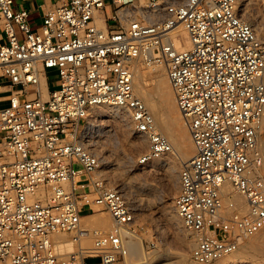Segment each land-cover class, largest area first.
<instances>
[{
    "label": "built area",
    "instance_id": "2783aa9c",
    "mask_svg": "<svg viewBox=\"0 0 264 264\" xmlns=\"http://www.w3.org/2000/svg\"><path fill=\"white\" fill-rule=\"evenodd\" d=\"M15 1L0 0V264H130L142 226L86 132L93 109L115 107L148 143L140 165L172 152L135 93V61L165 70L195 147L174 198L190 261L213 264L264 228V38L240 0H110L112 29L96 19L107 0H58L38 26ZM179 28L188 48L173 45ZM102 212L109 232L81 224Z\"/></svg>",
    "mask_w": 264,
    "mask_h": 264
},
{
    "label": "rangeland",
    "instance_id": "374dc122",
    "mask_svg": "<svg viewBox=\"0 0 264 264\" xmlns=\"http://www.w3.org/2000/svg\"><path fill=\"white\" fill-rule=\"evenodd\" d=\"M241 2L242 5L245 6L247 20L252 27H254V31L257 32L256 34L259 37L264 38V0H258V2L257 0H241ZM24 4L25 3H22L20 0L15 1V5H19L23 8H25ZM35 16H37V14H31V17ZM34 22V26L40 24L39 20H34ZM172 42L177 48L181 45L178 39L174 38ZM57 82L58 76L55 73H50L48 76V85L51 91L58 88ZM137 82L138 80L135 77L133 82L135 93L144 102L147 101L146 105L148 106V109L149 107L151 108L152 114L153 112H158L156 115L164 119L165 123L168 121L166 124L169 128H173V126L176 125L175 123L178 122L187 130L181 114L177 109L174 95L170 87L169 88L172 92V106L175 113L173 118L174 122L172 121L173 123L166 120L158 98H156L151 92L141 90ZM147 83L148 85L151 84L149 85L150 88L154 87L152 85L154 84L153 80H148ZM103 108L105 107L95 108L89 114L87 133L90 145L99 155L100 161L101 159H105L106 161L101 164V173L107 177L112 184H126L125 191L130 196V201H133L132 205L136 213L137 222L142 226L138 235L140 237V245L145 261L149 264H157L163 258L161 257L162 253L165 251H181V249H183V246L181 245L182 241L188 240L191 243V247L187 252L183 264H195L190 261L189 256L194 246L193 239L183 228L174 208V198L178 191V172H180L181 164H178L177 162V164L174 163V170L177 173H175V178H170L163 167L156 165L159 160L171 161L175 156L174 149L168 156L154 160V162L156 161L155 163L152 161L148 164L140 165L138 159L148 151V143L145 137L138 135L133 131L127 117H125L126 120L121 117H110L107 114H103ZM160 117L159 119H161ZM159 127L161 126H158V128ZM171 139L174 140L173 137H171ZM257 152L263 158L262 171H264V122L258 140ZM112 164L114 165L113 167L110 166ZM75 168H78V166H75ZM114 176L117 177L115 178ZM171 206L172 208H170ZM170 214L178 219L179 225H174V222H170ZM102 220L108 221V223H110V228L113 227L112 218L105 212L95 213L91 215V218L81 221V224L86 227L89 223L91 224L90 227H93L92 225ZM263 231L264 228L259 232L262 234ZM259 232L257 235L253 236V238L243 239L239 249L232 255L228 256L233 263L264 264V256L260 255V253L255 250L251 251L246 249V246L250 243H254V245L264 248V241H256L255 239L256 236L260 235ZM87 243L90 245L91 240H88ZM151 243L153 245H151ZM217 262L213 264H217ZM129 263L137 264L138 260H130L129 256Z\"/></svg>",
    "mask_w": 264,
    "mask_h": 264
},
{
    "label": "bare ground",
    "instance_id": "6f19581e",
    "mask_svg": "<svg viewBox=\"0 0 264 264\" xmlns=\"http://www.w3.org/2000/svg\"><path fill=\"white\" fill-rule=\"evenodd\" d=\"M257 2H258V0H257ZM238 6H239V8H241V9H239L240 10V14L249 23V21L247 20V17H246L245 6L242 5L241 0L239 1ZM99 22L101 23V20L100 19H99ZM252 28H254V27H252ZM174 38L175 39H178L180 41V43H181V45L178 48H188L190 46V39L188 37L187 32L183 28H179L178 29V31L176 32V34L173 36V39ZM132 68H133L132 69L133 70V82H134V78L136 77V79L138 80V82H137L138 83V86H139V88L141 90L147 91V92H151L152 94H154L156 96V98H158V100L160 102V105H161V108L164 111L166 120H169L171 122L172 121L174 122L173 118L175 116V113H174L173 106H172V92H171V90L169 88L170 87L169 86V81L167 79L165 70L163 68H161V67H154V68L148 67L142 61H135L133 63ZM148 80H153L154 81V84H152L154 87H151V88L149 87V85H151V84L148 85V83H147ZM146 102H144V103L146 104ZM101 107H105V108H103V114H105V115L107 114L110 117H121L123 119H125V117H127V115H125V112L121 111L118 108H115V107L112 108L110 106H101ZM147 108H148V106H147ZM149 109H150V112H151V108L150 107H149ZM156 114H158V112H156V113L153 112L152 115H153V117L155 119L158 132L160 134H162L168 140V142H169V144H170V146L172 148V152H173V149L175 151V156L173 157V159L171 161L169 159H168L169 161H167V160L166 161H160L159 160L156 165H160L161 167H163V169L167 172V175L170 178L171 177L172 178H175V173L176 172L174 170V168H175L174 163L177 162L178 164H181V165H183L184 163H186L190 159V156L192 155V153L194 155V153H195V147H194V144H193V141H192L191 137L189 136V132H187L188 129L186 130L185 127H183V125L182 124H179L178 122L175 123L176 125L173 126V128H169L167 126V124H166L168 121H166V123H165L164 119H162L160 116H157ZM159 114H161V113H159ZM159 117L161 119H159ZM263 122H264V119H263ZM158 126H161V127H159L160 129L158 128ZM262 127H263V123H262ZM262 127H261L260 132H259V135H258V140H259V136L261 134ZM171 137H173L174 140H172ZM258 140H257V146H258ZM86 144H87V147L90 150H92L94 153L97 154V152L90 145V140H89V136H88V133L87 132H86ZM174 145H175V147H174ZM257 146H256V151H257ZM156 160H158V159H156ZM103 162H106L105 159H101V164ZM103 165H102V167H103ZM110 166L113 167L114 165L112 164ZM262 167H263V164H262ZM100 170H101V168H100ZM259 173H260V176H261L262 180L264 181V171H262V168L260 169ZM100 175L103 176V177H105L101 173V171H100ZM105 179H106V181H107L108 184L112 185L113 187L119 188L123 192V194L125 195V197L127 198L129 204L131 206H133L132 205V202L133 201L132 202L130 201L131 198L126 193V191H125V185L126 184H124V183L112 184L108 180L107 177H105ZM126 188H127V186H126ZM236 201L238 203V207L242 210V207H243L242 206V203H244L243 202L244 200H242V198L239 197V198L236 199ZM170 208H172V206ZM169 217H170V222H174L175 223L174 225H176V224L179 225V221H178V219L175 218V216L171 215ZM88 218H91V216L83 217V218H81L82 219L81 221H83L85 219H88ZM170 224H173V223H170ZM87 226H86V228H88V229L95 230V231H99V232H104V233L109 232L113 228V227L110 228V223H108V221H106V220H102V221H100L98 223H95L94 225H92L93 227H90L91 224H89V223H88ZM113 226H114V222H113ZM249 238H251V237H249ZM252 238H253V236H252ZM246 239H248V238H246ZM255 239H256V241H261V240L264 241V231L262 232V234L260 233V235L256 236ZM88 240H90V239L84 240L83 241V244L88 245V243H87ZM126 245H127L128 249H129L130 260H138V263L137 264H146L147 263L145 261L144 255H143V251H142V248H141V245H140V239L139 238L134 237V238L128 239L127 242H126ZM181 245L183 246V249H181V251H177V252L165 251L164 253H162V256L161 255L160 256L163 257V258L157 264H183L184 263V260H185V258L187 256V252H188V250L191 247V243L188 240H184V241H182ZM246 247H247L246 249H249L251 251L252 250H255L258 253H260V255L264 256V248L263 247H258L256 245H254V243L253 244L250 243ZM71 248L72 247L70 245H68V249L70 250ZM147 264H149V263H147ZM217 264H249V263H239V262L238 263H233L231 261V258L230 257H226V258H222L221 260H219V262H217Z\"/></svg>",
    "mask_w": 264,
    "mask_h": 264
},
{
    "label": "crops",
    "instance_id": "0c3cea01",
    "mask_svg": "<svg viewBox=\"0 0 264 264\" xmlns=\"http://www.w3.org/2000/svg\"><path fill=\"white\" fill-rule=\"evenodd\" d=\"M57 1L58 0H30L22 3H25V9L29 12L30 18L34 22V20L40 21L43 15L52 8ZM113 13L114 6L110 0H107L104 9L96 14V19H100L107 29L115 28V23L112 20ZM31 14H37V16L31 17Z\"/></svg>",
    "mask_w": 264,
    "mask_h": 264
}]
</instances>
